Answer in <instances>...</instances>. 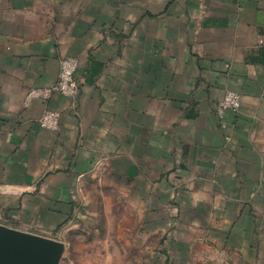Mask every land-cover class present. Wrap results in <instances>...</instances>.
<instances>
[{"label": "crops", "instance_id": "1", "mask_svg": "<svg viewBox=\"0 0 264 264\" xmlns=\"http://www.w3.org/2000/svg\"><path fill=\"white\" fill-rule=\"evenodd\" d=\"M66 57L78 96L28 102ZM116 186L264 264V0H0V224L59 241Z\"/></svg>", "mask_w": 264, "mask_h": 264}, {"label": "rangeland", "instance_id": "2", "mask_svg": "<svg viewBox=\"0 0 264 264\" xmlns=\"http://www.w3.org/2000/svg\"><path fill=\"white\" fill-rule=\"evenodd\" d=\"M88 195L93 200L85 216L51 233L64 244L61 264H243L215 246L201 245L199 232L173 224L166 209L150 217L151 208L138 207L133 193L116 186ZM190 238L195 239L191 247Z\"/></svg>", "mask_w": 264, "mask_h": 264}, {"label": "water", "instance_id": "3", "mask_svg": "<svg viewBox=\"0 0 264 264\" xmlns=\"http://www.w3.org/2000/svg\"><path fill=\"white\" fill-rule=\"evenodd\" d=\"M64 244L0 224V264H61Z\"/></svg>", "mask_w": 264, "mask_h": 264}, {"label": "built area", "instance_id": "4", "mask_svg": "<svg viewBox=\"0 0 264 264\" xmlns=\"http://www.w3.org/2000/svg\"><path fill=\"white\" fill-rule=\"evenodd\" d=\"M79 67L78 60L73 57H66L61 61L60 77L57 84L48 89H34L27 95V101L33 99H48L54 93H60L69 98H76L79 93V84L76 73ZM240 95L235 92H228L225 98L219 103L218 114L224 117L227 110H236L240 107ZM60 113L47 110L41 118V125L48 130H55L59 126Z\"/></svg>", "mask_w": 264, "mask_h": 264}]
</instances>
